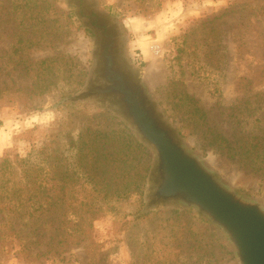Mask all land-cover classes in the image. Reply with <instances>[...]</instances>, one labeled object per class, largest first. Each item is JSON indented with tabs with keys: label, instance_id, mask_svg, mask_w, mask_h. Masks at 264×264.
Here are the masks:
<instances>
[{
	"label": "rangeland",
	"instance_id": "rangeland-1",
	"mask_svg": "<svg viewBox=\"0 0 264 264\" xmlns=\"http://www.w3.org/2000/svg\"><path fill=\"white\" fill-rule=\"evenodd\" d=\"M234 1L0 0V157L48 144L72 171L82 142L125 128L146 147L133 179L148 168L143 196L104 203L92 238L65 248L57 221L46 229L0 215V264H238L222 230L194 208L144 210L153 150L107 102L80 97L101 83L102 32L82 16L95 11L116 36L119 62L144 79L176 135L264 204V146L248 152L264 145V13L230 11ZM79 183L70 186L77 195L93 187Z\"/></svg>",
	"mask_w": 264,
	"mask_h": 264
},
{
	"label": "water",
	"instance_id": "water-1",
	"mask_svg": "<svg viewBox=\"0 0 264 264\" xmlns=\"http://www.w3.org/2000/svg\"><path fill=\"white\" fill-rule=\"evenodd\" d=\"M110 35L102 33L98 52L101 83H90L80 97L107 102L153 150L155 163L144 210L194 208L222 230L238 264H264V204L220 178L202 155L176 135L144 79L119 62L116 36Z\"/></svg>",
	"mask_w": 264,
	"mask_h": 264
},
{
	"label": "trees",
	"instance_id": "trees-1",
	"mask_svg": "<svg viewBox=\"0 0 264 264\" xmlns=\"http://www.w3.org/2000/svg\"><path fill=\"white\" fill-rule=\"evenodd\" d=\"M234 3L230 11L251 8L254 13H264V0H235ZM97 133L99 136L95 139L82 142L79 165L72 171L64 153L53 158L48 144L37 146L33 143L26 155L8 151L0 157L2 218L34 223L46 229L53 228L57 221L53 230L60 236L58 244L65 248L66 243L92 238L94 223L103 214L104 203L126 200L137 190L143 196L148 168L145 173L136 171L138 180L133 179L131 171L138 155L146 151L145 145L125 128L115 131L112 138L107 131ZM219 138L221 147L233 156L229 140ZM263 146L259 142L251 143L248 152L259 153ZM83 178L93 187L77 195L70 186L83 185L79 183Z\"/></svg>",
	"mask_w": 264,
	"mask_h": 264
},
{
	"label": "flooded vegetation",
	"instance_id": "flooded-vegetation-1",
	"mask_svg": "<svg viewBox=\"0 0 264 264\" xmlns=\"http://www.w3.org/2000/svg\"><path fill=\"white\" fill-rule=\"evenodd\" d=\"M82 16L87 18L92 26H95V28L101 30L102 33H107L110 38L112 37L110 35L109 27L107 26L106 23L101 22L102 21L101 16L97 12L93 11L88 14L86 12L85 13L83 12Z\"/></svg>",
	"mask_w": 264,
	"mask_h": 264
}]
</instances>
